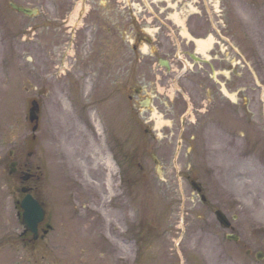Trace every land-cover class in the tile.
I'll return each mask as SVG.
<instances>
[{
	"label": "rangeland",
	"instance_id": "1",
	"mask_svg": "<svg viewBox=\"0 0 264 264\" xmlns=\"http://www.w3.org/2000/svg\"><path fill=\"white\" fill-rule=\"evenodd\" d=\"M77 2L85 3L90 23L105 17L107 0H94L90 8L82 0H0V164L9 150L15 160L34 165L48 155L49 180L36 184L53 220L46 263L255 264V250L264 252V0H151L156 20L175 36L173 42L163 27L159 43L149 30L159 22L148 24L141 3L116 0L119 10L111 7V14L128 36L126 93L142 89L132 103L120 91L122 62L119 53L112 55L117 36L97 49L98 40L78 34L75 50L68 51ZM10 3L37 14H19ZM102 28L96 36L104 38ZM133 32L152 43L143 39L133 51ZM208 39L210 47L201 50L198 42ZM177 53L194 66L191 73L203 64L192 63L190 55L220 72L222 132L210 135L209 143L202 133L204 106L195 110L172 99L177 84L189 87L192 74L177 80L171 69L164 78L157 63L166 59L179 71ZM31 97L41 103L34 147L27 120ZM145 98L150 105L139 107ZM191 180L202 186L206 203ZM5 183L0 214L16 236L21 225L8 197L11 183ZM62 184L75 207L71 214L66 203L63 214L55 204ZM216 209L231 221L238 242L226 241L229 230L216 221Z\"/></svg>",
	"mask_w": 264,
	"mask_h": 264
},
{
	"label": "flooded vegetation",
	"instance_id": "2",
	"mask_svg": "<svg viewBox=\"0 0 264 264\" xmlns=\"http://www.w3.org/2000/svg\"><path fill=\"white\" fill-rule=\"evenodd\" d=\"M89 8L93 5L94 0H89ZM116 0H107V3L104 5L105 7V17H97L96 18V24H92V26H95L96 29L89 30V31H82L79 32L76 31L75 38L78 36V34L84 39L86 36V33H90L89 36L93 38L94 41H99L97 49H99L100 44L103 43L102 48H107L108 44H106L111 37L115 38L118 37V45L117 49H115L112 53V55H116L115 53H119L120 55V61L122 64L120 67H122L119 70H122V77H121V93H122V99L128 100L132 102V95H138V91H140L139 87H130L129 94H126V83L127 78L125 76V63H126V28L125 24L123 22H120V20H117L114 18V16L111 14V7H116L117 11L119 10V3H115ZM71 6V5H68ZM110 8V9H109ZM121 10V9H120ZM85 17V16H84ZM66 20V19H61ZM88 23L91 22L90 18L87 19ZM91 24V23H90ZM99 26H103L101 34H105L104 38L102 35L96 36L100 29H98ZM160 33H162V28H158L153 30V36L154 40L159 43L160 40ZM134 38L133 40L136 41L138 44L142 42L143 39H145V42L150 43L151 40L147 38H141L138 36L137 32H133ZM105 39V40H104ZM104 48V49H105ZM133 51H138L137 44L133 45ZM100 52H103L100 50ZM95 50L92 51V55H95ZM134 54V53H133ZM190 58V56H189ZM191 59V58H190ZM169 65V63H168ZM165 76L171 72V66L169 65V69H165ZM192 76L190 77V85L188 88H181V90H186V97L183 95L181 90H176L175 97L173 98V101L176 99H180L185 105L190 104L192 107H196L195 110H199L198 108L200 106H204V111L202 112L204 121L202 123V133H204L205 138L208 139L209 143V136L210 135H220L222 132V126L220 122V115H221V106H222V100H223V85L220 78V72L216 73L214 68L210 65L203 64L202 67H198V72L193 71ZM109 75V74H108ZM160 81H162V78H160ZM187 98V99H186ZM207 136V137H206ZM216 139V137H215ZM206 143V142H205ZM10 155V154H9ZM44 164H45V158H44ZM32 167L29 166L28 163L23 164L22 166L17 162L16 166L13 168H10V166H0V176L7 172V175H9L10 171L13 172V176H17L18 179L21 182V177L25 176L23 175V172H32ZM36 169H41V166L36 167ZM46 169H44L43 166V172L40 175H36V172L30 173L31 178L29 181H36L37 179H43L45 177ZM9 172V173H8ZM28 188L31 191H34V188L31 185H28ZM38 201L42 204L43 208L46 209V203L42 198H38ZM47 211V210H46ZM47 218V216H46ZM44 219L43 222H41L38 225V236L36 239H33V236L26 231L21 232L18 235L19 243L22 246L24 252L22 255L15 254V235L12 229H10L8 226L3 227L0 225V264H46L47 259V243L46 238L48 236L49 226L47 224V219ZM248 253V250H246ZM250 252V251H249ZM259 262V261H258ZM264 264V259L260 262Z\"/></svg>",
	"mask_w": 264,
	"mask_h": 264
},
{
	"label": "water",
	"instance_id": "3",
	"mask_svg": "<svg viewBox=\"0 0 264 264\" xmlns=\"http://www.w3.org/2000/svg\"><path fill=\"white\" fill-rule=\"evenodd\" d=\"M17 11H20V12H23L27 15H31L33 14L34 12H31L29 10H26V9H21V8H18V7H15L13 6ZM38 105L36 102H32V107L30 108V111H29V118H30V121L31 122H36L37 121V113H38ZM36 129V126L33 128V130ZM200 190V189H198ZM25 208V218H26V221L24 220V223L26 224V226L28 227H33L31 230L32 231H35L34 230V223L37 222L38 220L36 219V215L38 216V219L40 218L39 216V210L37 208V206L32 202H28L25 204L24 206ZM216 215V218L217 220L220 222V224H222L224 227H229V223L226 219V217L220 212V211H216L215 213ZM227 239L228 240H236L237 238L234 237V236H227Z\"/></svg>",
	"mask_w": 264,
	"mask_h": 264
},
{
	"label": "bare ground",
	"instance_id": "4",
	"mask_svg": "<svg viewBox=\"0 0 264 264\" xmlns=\"http://www.w3.org/2000/svg\"><path fill=\"white\" fill-rule=\"evenodd\" d=\"M211 42H212L211 39L199 41L198 46L201 48V50H205V49H208L210 47Z\"/></svg>",
	"mask_w": 264,
	"mask_h": 264
}]
</instances>
